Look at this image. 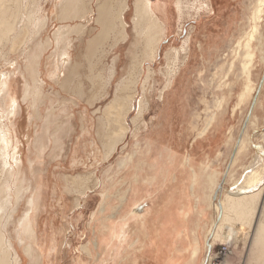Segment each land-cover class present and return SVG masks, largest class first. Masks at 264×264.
Segmentation results:
<instances>
[{"label":"rangeland","instance_id":"rangeland-1","mask_svg":"<svg viewBox=\"0 0 264 264\" xmlns=\"http://www.w3.org/2000/svg\"><path fill=\"white\" fill-rule=\"evenodd\" d=\"M150 1L154 3L156 0ZM165 1L166 17L155 10L158 18L165 21L166 29L159 43L158 53L152 60L144 58L145 42L133 29L137 18L133 7L134 0L127 1L129 9L125 14L126 39L120 41L115 50L113 47L116 45L112 46L111 36H107L94 48L92 54L86 53V47L98 30L93 14L87 16L86 21L75 18L61 20L58 16V0L35 1L36 7L41 10L38 15L47 17L45 19L48 21L33 37V42L51 38L54 30L63 24H82L85 27L81 35L73 32L68 34L72 43L70 54L75 61L72 68L74 74L68 85L62 88L60 84L45 78L46 64L53 63L54 58L48 60L52 49L44 51L40 64L41 78L44 80L41 97L36 100L34 108L28 102L24 104L21 112L15 116L12 126L25 165L28 160L34 164L33 174L30 172L29 177L33 178L34 184L43 187L41 201H37L39 211L36 212L35 218L38 226L34 239V247L36 246L38 254H41L43 264H72L81 245L91 238L88 230L89 215L101 207V195L106 192L113 198L129 193L130 182L137 174L136 167L130 164L127 168L119 170L118 162L131 153L135 139L130 133L133 124L129 123V119L135 111H131L127 118L130 131L107 159H103L104 147L97 132V121L103 115L106 104L117 94L116 85L121 79L130 80V85L136 80L126 92H121V96L128 94L132 88L137 100L142 97L146 106L141 121L138 119L136 122L139 128L142 120L146 123V126L137 132L138 139L142 138L145 131L152 132L149 145L143 144L140 148V156L145 151L148 155L145 157H150L151 161L142 171L139 182L142 192L147 189L155 196V203H152L145 216L148 218L145 227L142 226V219L130 225L131 232L135 231L149 239L147 253L143 258L140 257L136 264H164V261L166 264H200L202 260H207L205 246L211 242L209 229L215 213L204 199L210 192L209 189L211 190L218 181L220 173L228 168L243 132L246 117L251 110L258 115V120L256 129L249 128L247 132L249 137L256 136V139L254 138L250 150L231 167L233 180L225 182L221 176L213 193L217 194L221 188L228 191L233 188L230 184L241 174L243 166L252 162L254 153L250 151H257L256 142L260 140V131L264 130V86L259 87L264 74V62H260L259 57L255 59V68L251 75L256 88L251 97L232 112L241 87V73L239 59L235 60L233 68L229 71V63L234 60L230 48L247 28L248 15L254 0H212L213 12L203 10L197 15L191 9L195 0H187L189 8L181 18L177 16L175 0ZM240 4L244 6L242 16ZM89 6L94 7V4ZM28 28L23 27L21 36L28 35ZM227 29L235 31L233 38L220 37ZM261 35L263 38L259 50L263 51L264 56V25ZM187 36L190 38L189 50L178 57L175 72L170 76L173 82L165 88L168 73L174 68L173 65H168L166 52L180 49ZM21 47L23 46L20 44L16 49L10 50L6 55L7 60L0 59V69H12L16 72L17 79L14 80L13 86L18 91V99L22 88L20 71L23 70L24 63V58L19 54ZM72 50L76 53H72ZM172 55L173 53H170L171 57ZM7 61L17 65L14 64L15 66L10 68L6 65ZM166 89H169L168 93L165 92ZM160 91L164 92L162 99L159 98ZM216 98L223 100L219 110H215L213 106ZM256 98L263 100L262 109L259 106L252 109ZM122 109L120 106L115 111L118 123ZM160 111L163 112V119L161 123L154 125V117ZM211 113L214 114L212 126L202 139L192 143L195 131L202 127ZM35 136L41 137L34 143ZM169 148L176 154L170 155ZM171 162L174 163L169 166ZM192 169L198 173V208L195 203L197 195L194 196L190 191ZM78 176H82L84 180L73 183L72 186L73 178ZM80 188L84 190L83 194H78ZM139 197L138 200L142 195ZM259 197L261 198H258L250 209L247 208L246 218H239L232 213L227 220V224L235 227L233 229L236 231L231 245L222 246L225 247V251L222 250V260L228 264H264L263 258L255 262L247 254L251 246L249 235L254 219L256 217L262 220L264 217V210L262 214L257 215L256 212H260L264 206V201H260L262 192ZM200 208L206 211L205 219L198 211ZM23 209L22 203L7 226V234L19 254L21 264H28L27 255L14 235L16 219ZM116 210L117 207L113 211ZM162 210L165 212L164 218L159 215ZM198 228L203 231L202 244L195 237ZM222 228H219L220 240L227 233L226 229ZM198 247L200 252L194 256ZM82 257L91 261L86 255Z\"/></svg>","mask_w":264,"mask_h":264},{"label":"bare ground","instance_id":"bare-ground-1","mask_svg":"<svg viewBox=\"0 0 264 264\" xmlns=\"http://www.w3.org/2000/svg\"><path fill=\"white\" fill-rule=\"evenodd\" d=\"M35 1L0 0V59L4 58V60H7L6 55H8L9 51L16 49L20 44L23 47L19 49V54L24 58V63H22L23 70L20 71L22 88L19 99L17 94L18 91H16V88L13 86L14 80L17 79L15 75L16 72L12 69H0V264H21L19 254L16 252L11 242L10 235L7 234V226L10 220L14 218V214L18 211L22 203L24 209L16 219L15 238L18 244L23 247V251L28 258V264H43L40 256L41 254H38L36 246L34 247V239L37 235L38 226L35 216L36 212L39 211L37 201H41L40 197L43 194V187L40 184H34L33 178L31 179L29 177L30 172H33L34 164L31 160H28L25 165L21 153L19 152L18 143L16 142L12 126L15 122V116L21 112L22 106L24 104L26 105L28 102L34 108L36 100L41 97V88L44 84V80L41 78L42 73L40 64L44 51L52 49L50 56L48 55V60L54 58L53 63L50 62L51 64H46L45 78L60 84L62 88L68 85L72 74H74L72 68L75 65V61L72 60L70 54L72 43L69 38V33L73 32L81 35L85 28L84 25L75 23L73 26L69 24L58 25L59 27L54 30L51 38H45L44 41L38 40L33 42V37L39 32L40 28H44V25L48 21L45 19L47 17L44 18L40 14L38 15V11L41 10L36 7L37 2ZM127 1L128 0H58V8L60 10V15L58 16H60L61 20L75 18L79 19V21H86L85 18L93 14L94 22L98 30L86 47V53L92 54L94 48L107 36H111L113 40L112 46L126 39L127 30L125 14L129 9ZM89 4H94V7L89 6ZM175 6L179 18H181L184 15V11H187L189 8L187 0H175ZM210 6L207 0H195L193 1L191 9L193 13L197 15L203 10L206 12L211 11ZM133 7L135 16L137 17L133 29L136 30L139 37H142L145 42V51L143 53L146 56L144 58L152 60L158 53L159 43L166 29L165 21L158 18L156 11L163 17H166L167 3L165 0H156L154 3L150 0H134ZM263 25L264 0H254L248 15L247 28L244 30L242 36H240L237 41L235 40L234 46L230 48L234 60L229 63V71L233 68L235 60L239 59L241 73V87L236 95L237 99L232 112L240 107L239 105L247 98L251 97L256 88V84L252 82L251 75L255 68L256 57H259L258 59L260 62H264L263 51L259 50L262 44L261 38H263L261 35V28ZM24 26L26 28L29 27L27 30L28 35H25V37L21 36ZM189 39L190 38L187 36L182 41V47L180 49L166 52L168 65L171 64L174 68L168 73L169 77L165 88L169 87L173 82L170 80V76L175 72V65L178 57L180 54H185L186 50H189ZM170 53H173L172 57ZM114 59L113 61H115ZM14 64L17 65L11 61H7L6 63L10 68H13ZM130 67H132V65ZM135 82L136 80L134 79L131 85L135 84ZM129 83L130 80L128 79H121L118 81L116 85L117 91L115 89L117 94L106 104L103 115H101L97 121V132L100 136V142L104 147L103 159H107L130 131L131 128L128 125L127 118L131 111H135V114L129 119V123L133 124V129L130 133L135 141L132 145L131 153L121 159L118 162V166L119 170H122L123 168H127L130 164H133L136 167L135 171H137V174L132 178L129 193L126 196L118 195L117 197L111 198L106 192L101 195V207L89 215L88 230L89 237L91 238L81 245L79 253L73 258L72 264H136L138 259L140 257L143 258L148 251L147 241L149 239L147 240L135 231L131 232L130 225L133 223L136 224L137 221L142 219V226L145 227L148 219L145 218V216L148 214V210L150 211L155 198L147 189L142 192V185L139 182L140 176L142 177L143 175L142 171L145 169V166H149L148 164L151 161L150 157H145L148 156L145 151L142 152L140 156V148L143 144L149 145L152 132L145 131L141 139L137 137L139 129L146 126L143 120L140 128L138 124H136L138 119L141 121L146 106L142 97H139L137 100V95H135L132 88L128 94L121 96V92L123 93L125 90L132 87ZM260 83L259 87L263 88L264 74ZM168 90L169 89H166L165 92L168 93ZM163 95L164 92L160 91L159 98L162 99ZM262 103L263 100L261 101V98H256L253 102L252 109L254 107L256 108V106L262 109ZM222 104V98H216L213 101L215 110L221 109ZM120 106L123 109L120 115V122L118 123V116L115 111L119 109ZM262 117L264 119V116ZM100 119L102 121H100ZM162 119L163 112L160 111L154 117V125L161 123ZM213 119L214 114L211 113L210 116L205 119L202 127L195 131L191 140L192 143L198 139H202L212 126ZM257 120L258 115L251 110L246 117L243 132L236 144L235 153L228 164V168L220 173L218 181L221 179V176L224 177L225 182L232 179L231 167L234 166L236 161L247 150H250L254 138L256 139V136L249 137L247 131L249 128L256 129ZM108 129H110V131H108ZM106 130L108 132H106ZM259 136L260 140L256 142L258 143V147L256 148L257 151H250L254 153L252 162L243 166L241 174L230 184L233 188L229 191L221 188L220 191H217L218 196H216L217 194H215V192L213 193V189L216 188L217 181L213 188H211V190L209 189L210 192L204 199L214 210L215 218L212 220L209 229L211 242H208L209 244L207 243V246H205V256L207 260L206 262L202 260L200 264H228L225 260H222V250L225 251V247L222 248V246L231 245L236 235V231L233 229L235 227H231V224H227L230 214L234 213L239 218H246L248 215L247 208L250 209V207L257 202L258 198H261L259 197L261 192L262 200L260 201H264V130L260 131ZM40 137L41 136H35L34 143ZM154 143H158V141H154ZM41 148L43 147L41 146ZM169 154L173 155L176 154V152H174L172 148H169ZM186 161L189 162V160ZM173 163L174 162H171L169 166H172ZM197 177L198 173L192 169L190 191L194 196L197 195L195 203L198 208L200 195L197 191ZM82 180H84L82 176L73 178L72 186L73 183H78ZM83 192L84 190L80 188L78 194H83ZM140 195H142V197L138 200ZM116 207L117 210L114 212L113 210ZM263 210L264 206L261 207L260 212H258L259 210L256 211L257 215L260 213L262 214ZM198 211L200 214H203V218L205 219L206 211H204L203 208H200ZM159 215H161V218H164L165 212L163 210L159 211ZM262 218V220H259L255 217L254 224L252 223V231L250 235L248 234L251 239V246L247 250V254L250 255L255 262H258L260 258L264 260V217ZM216 220L217 223H215ZM143 227L140 228L143 229ZM220 227H224L227 232H225V235L223 234L224 236L221 240L219 239V234L221 233H219ZM196 239L198 240V238ZM216 241H218V243H216ZM217 245L218 247L216 248ZM199 252L200 249L198 247V250L194 252V256H197ZM82 255L88 256L91 261L83 259ZM164 264H166L165 261Z\"/></svg>","mask_w":264,"mask_h":264},{"label":"crops","instance_id":"crops-1","mask_svg":"<svg viewBox=\"0 0 264 264\" xmlns=\"http://www.w3.org/2000/svg\"><path fill=\"white\" fill-rule=\"evenodd\" d=\"M209 3H210V8H211V11L210 12H213V9H214V7H213V1L212 0H207ZM237 0H235V2H236ZM240 7L242 8L241 10V16L242 15H244L243 13H244V6H243V4H240ZM239 21V20H238ZM237 21V22H238ZM57 22H59V21H57ZM229 28V27H228ZM229 29H227V30H225V33L224 34H222V36H220V37H222V38H225V39H229V38H233L234 37V34H235V31H231V30H229ZM121 42H119L115 47H113L115 50L117 49V47H118V45L120 44ZM81 50H83L84 48H80ZM72 53H76L75 52V50L74 51H72ZM78 54H79V52H78ZM202 234H203V231H202V229H200V228H198V229H196V231H195V237L196 238H198V240H199V243L200 244H202L201 243V241L203 240V238H202ZM190 237H191V235H189Z\"/></svg>","mask_w":264,"mask_h":264}]
</instances>
